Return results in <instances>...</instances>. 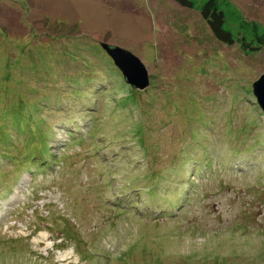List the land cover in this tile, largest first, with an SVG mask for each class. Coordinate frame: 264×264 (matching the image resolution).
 I'll return each instance as SVG.
<instances>
[{"label": "rangeland", "instance_id": "374dc122", "mask_svg": "<svg viewBox=\"0 0 264 264\" xmlns=\"http://www.w3.org/2000/svg\"><path fill=\"white\" fill-rule=\"evenodd\" d=\"M263 74L173 0H0V264H264Z\"/></svg>", "mask_w": 264, "mask_h": 264}, {"label": "trees", "instance_id": "16d2710c", "mask_svg": "<svg viewBox=\"0 0 264 264\" xmlns=\"http://www.w3.org/2000/svg\"><path fill=\"white\" fill-rule=\"evenodd\" d=\"M173 1L198 11L217 41L228 46L236 44L244 54L264 48V26L243 18L229 0Z\"/></svg>", "mask_w": 264, "mask_h": 264}, {"label": "water", "instance_id": "95a60500", "mask_svg": "<svg viewBox=\"0 0 264 264\" xmlns=\"http://www.w3.org/2000/svg\"><path fill=\"white\" fill-rule=\"evenodd\" d=\"M100 47L120 71L127 85L134 90H144L148 87L147 71L136 56L126 50L105 43H101ZM251 94L264 115V74L252 83Z\"/></svg>", "mask_w": 264, "mask_h": 264}, {"label": "bare ground", "instance_id": "6f19581e", "mask_svg": "<svg viewBox=\"0 0 264 264\" xmlns=\"http://www.w3.org/2000/svg\"><path fill=\"white\" fill-rule=\"evenodd\" d=\"M26 129H28V128H26ZM32 129V128H31ZM28 131V130H27ZM60 134V133H59ZM63 137V136H62ZM56 139H58V138H56ZM58 141V140H57ZM59 141H60V139H59ZM41 144H42V142H41ZM58 144V143H57ZM53 145H54V143H53ZM39 147H40V145H38ZM260 156V155H259ZM47 158V157H46ZM132 163V162H131ZM139 164V163H138ZM130 165V164H129ZM138 167V166H137ZM141 167V166H140ZM134 169V168H133ZM135 170H136V167H135ZM138 170H139V168H138ZM141 171V170H140ZM135 208V207H134ZM126 213V212H125ZM162 216V215H161ZM149 219V218H148ZM74 233V232H73ZM38 237V236H37ZM42 237H43V234H42ZM48 239V238H47ZM72 241L69 237H68V241ZM37 246V245H36Z\"/></svg>", "mask_w": 264, "mask_h": 264}]
</instances>
